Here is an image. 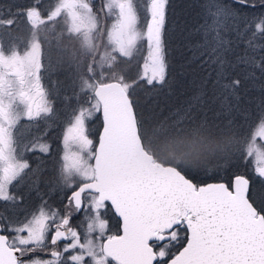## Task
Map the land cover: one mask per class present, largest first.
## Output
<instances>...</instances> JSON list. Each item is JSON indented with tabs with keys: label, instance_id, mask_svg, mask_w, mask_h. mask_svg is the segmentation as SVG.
<instances>
[{
	"label": "snow or ice",
	"instance_id": "snow-or-ice-1",
	"mask_svg": "<svg viewBox=\"0 0 264 264\" xmlns=\"http://www.w3.org/2000/svg\"><path fill=\"white\" fill-rule=\"evenodd\" d=\"M40 4L0 17V202L23 203L24 187L64 195L59 208L41 196L34 211L0 214V264H264V0H188L177 28L199 71L167 115L135 93L168 75L171 0ZM21 17L26 38L12 31ZM141 40L147 58L127 77ZM41 70L65 72V103L76 101L55 161L57 93ZM209 169L217 182H193ZM113 217L122 234H109Z\"/></svg>",
	"mask_w": 264,
	"mask_h": 264
},
{
	"label": "trees",
	"instance_id": "trees-1",
	"mask_svg": "<svg viewBox=\"0 0 264 264\" xmlns=\"http://www.w3.org/2000/svg\"><path fill=\"white\" fill-rule=\"evenodd\" d=\"M187 0H171L172 9L170 10L169 15V23L166 24V32H165V43H166V52H167V61L169 63L168 75L166 76V80L163 84L156 83L154 85H147L143 82L140 83V87L136 89L135 98L141 100L143 102L146 97H154L155 101L159 103V109L163 111L166 115L171 111H174L176 107L182 103V101L186 98V94L191 91L192 81L196 78V73H198V69L195 67H189L185 62L184 54H178V50L183 53V49L181 47V40L183 37L181 36L180 29L172 28V24L179 21L181 28L183 27V20L185 16L186 10H184L185 4ZM53 0H41V8L48 9L52 6ZM32 4V0H0V12L5 14V17H8L9 12L8 9L11 8L14 12L17 9H24L27 6ZM172 13H175L173 15ZM12 31L19 35L21 38L27 37V26L23 22V18H20V23L15 26ZM139 44H143L145 51V43L140 42ZM137 53V52H135ZM143 57L134 56L125 61L123 68L125 69V73L127 77H137L141 70ZM44 71V70H42ZM45 74V73H41ZM151 93L152 96L148 95ZM101 125V115H95L93 117V126H92V139L94 141L97 139L98 129ZM249 129L245 128L244 134H247ZM248 169L244 168L242 165L237 169V173L247 172ZM212 169H209L208 175H201L195 182L202 183L207 181L219 180V177L209 178L212 175ZM192 178V177H190ZM27 192V191H26ZM29 194L30 204H34L38 200L36 198V193L31 192ZM41 195L43 194L40 192ZM39 193V194H40ZM23 195V193L21 192ZM48 197V196H44Z\"/></svg>",
	"mask_w": 264,
	"mask_h": 264
},
{
	"label": "rangeland",
	"instance_id": "rangeland-1",
	"mask_svg": "<svg viewBox=\"0 0 264 264\" xmlns=\"http://www.w3.org/2000/svg\"><path fill=\"white\" fill-rule=\"evenodd\" d=\"M97 2H98V0H97ZM187 2H188V0H187ZM187 2H186V4H187ZM141 3H143V0H141ZM186 4H185V6H186ZM184 10H186V7H184ZM0 17L7 18V17H5V14L1 13V12H0ZM142 19H144V16ZM107 22L110 23L111 21H107ZM176 27H177V24L175 22L174 24H172V28H176ZM140 30L143 31L144 30L143 27H141ZM140 42L145 43L146 49L144 52H142V50L144 49V46H143V44H139ZM140 42H138L137 50L135 51L137 53H134V54L137 56L143 57V59H142V63H143L144 59L147 58L148 47H147V42L145 40H141ZM179 53L181 55L183 54L178 50V54ZM41 73H45V74L43 75ZM40 76H41V83H42L43 88L46 91V93H51L53 90L56 91V93H57V95L55 97H53L51 94H49L48 99L50 101H54V107L58 113V116H55V117H53L52 120H49L46 122L47 129L49 130L48 135L46 137V140L51 145V153H52L51 156L48 157V160L55 161L59 155H62V152H63L62 136L66 130V114L71 109V107H73L76 104V101L72 100L69 104L65 103V100H64L65 95L69 94L71 92V89L68 87V81L66 79L67 74L65 72L61 71L55 75H52L51 72H45V71L41 70ZM50 81H51V86H50ZM148 95L152 96L151 93H148ZM97 115H99V114H97ZM22 123H24V121H22ZM92 126H93V118L91 121L88 122V128H89L91 138H93L92 137L93 136L92 135V132H93ZM40 130H44L43 124L40 125ZM26 136L28 139H31L33 136L38 137L39 131L36 129H33L32 131L26 133ZM33 158H35V157H33ZM46 166L51 167L52 165L50 163H46ZM247 171H249V169ZM25 189L27 190V192L21 190V191H23L22 193H23V197H24L23 203H21L19 205L12 206L8 203L0 202V214H6L9 216H12V215L22 214V213L29 212V211H34L35 209H37L36 207L41 206L40 197L43 195L40 194V196L37 197L38 198L37 203H35V205L32 208H30L31 204H30L29 194H30V192H33V191L28 189L27 187H25ZM43 199L45 201H47V203L50 206H52V205L55 206L53 203L57 202L58 197L55 193H53L50 196H48V199L43 196ZM28 209H29V211H28Z\"/></svg>",
	"mask_w": 264,
	"mask_h": 264
},
{
	"label": "flooded vegetation",
	"instance_id": "flooded-vegetation-1",
	"mask_svg": "<svg viewBox=\"0 0 264 264\" xmlns=\"http://www.w3.org/2000/svg\"><path fill=\"white\" fill-rule=\"evenodd\" d=\"M21 190H23V191H27L26 189H25V187L24 188H22ZM23 191H21V192H23ZM42 193H43V191H41ZM30 194H32L31 192H30ZM41 194V193H40ZM40 194H37L36 193V198L38 197V196H40ZM51 194H53L52 192H50L49 193V195H47V196H50ZM43 195V194H42ZM57 195V194H56ZM63 193H61V194H59V195H57V197H58V199H57V202H55V203H53L55 206H53L54 208H58V207H60V202H61V200L63 199ZM44 196V195H43ZM47 199H48V197H46ZM38 199V198H37ZM37 201L38 200H36V202H33L34 204H31V206H30V208H32L34 205H35V203H37ZM41 201V200H40ZM29 208V209H30ZM36 208H38V207H36ZM29 209H28V211H29ZM109 224H110V228L112 229V231L109 233V234H119L120 233V227H119V222L113 217V218H111L110 219V222H109ZM110 264H111V262H110Z\"/></svg>",
	"mask_w": 264,
	"mask_h": 264
},
{
	"label": "water",
	"instance_id": "water-1",
	"mask_svg": "<svg viewBox=\"0 0 264 264\" xmlns=\"http://www.w3.org/2000/svg\"><path fill=\"white\" fill-rule=\"evenodd\" d=\"M101 120H102V116H101ZM102 130V122H101V126H100V129H99V132ZM98 132V133H99ZM238 174H243V173H238ZM189 178V177H188ZM190 179V178H189ZM218 180H213V181H207V182H204V183H200V184H206V183H213V182H217ZM194 182V181H193ZM195 183V182H194ZM119 234H122V232H120Z\"/></svg>",
	"mask_w": 264,
	"mask_h": 264
}]
</instances>
